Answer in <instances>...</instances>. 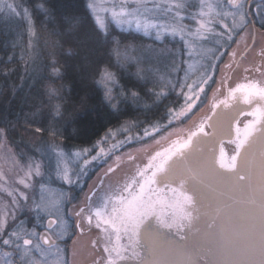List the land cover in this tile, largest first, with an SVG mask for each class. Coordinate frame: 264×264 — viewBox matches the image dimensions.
Masks as SVG:
<instances>
[{"label":"snow or ice","instance_id":"6c2138e0","mask_svg":"<svg viewBox=\"0 0 264 264\" xmlns=\"http://www.w3.org/2000/svg\"><path fill=\"white\" fill-rule=\"evenodd\" d=\"M47 4L35 10L54 17ZM86 8L105 37L115 28L159 43L149 62L164 59L166 70L138 75L153 85L146 95L156 107L173 95L181 102L164 105L163 120L120 122L91 147L42 143L23 162L0 127V264H71L63 244L85 236L86 264H264V0H87ZM6 17L36 35L24 3L0 0ZM111 38L119 57L121 41ZM97 83L117 117L144 99L107 67ZM61 111L52 105L53 116Z\"/></svg>","mask_w":264,"mask_h":264},{"label":"trees","instance_id":"16d2710c","mask_svg":"<svg viewBox=\"0 0 264 264\" xmlns=\"http://www.w3.org/2000/svg\"><path fill=\"white\" fill-rule=\"evenodd\" d=\"M17 2L33 10L36 35H30L22 20H0V127L6 128L8 141L14 146L37 145L45 138L63 146H88L120 122L163 120V106L170 98L178 104L173 95L164 105H153L146 95L148 83L138 75L135 64H121L113 54L111 36L120 39V50L154 44L151 38L115 28L105 37L86 8L87 0H48L47 6L55 16L47 18L35 10L44 0ZM72 17L79 18L75 26L69 24ZM53 66L60 69L58 77L51 72ZM105 67L116 74L126 91L137 90L153 110L129 102L122 105L124 111L118 117L114 115L103 102L97 83ZM49 87L57 88L63 99L50 100ZM57 102L62 105L59 117L52 115V105ZM25 116L30 118L28 124L24 123ZM5 120L11 123L5 124ZM37 127L45 131L37 133ZM49 127L59 129L62 136H51Z\"/></svg>","mask_w":264,"mask_h":264},{"label":"rangeland","instance_id":"374dc122","mask_svg":"<svg viewBox=\"0 0 264 264\" xmlns=\"http://www.w3.org/2000/svg\"><path fill=\"white\" fill-rule=\"evenodd\" d=\"M169 46L171 47V45H169ZM151 47L159 48L161 46L160 45L158 46V44H148V45H145L143 48H138V47H135V46H130L128 48H123V49L120 50L119 57H117L118 58V61L121 64H124V63H134L135 66H136L137 72H138V67H142V68H145V69H147L149 67H154V68H159L160 71H162V72L165 71L166 70V64L168 63L166 60H164V59H158V58H153L155 60V62L154 63H150L149 62V58L151 57V53L149 51V48H151ZM125 56H127V58H125ZM251 59H253V57H249V60H251ZM237 74H240V73L239 72L235 73V75H237ZM142 75L145 76V77L151 78V77L148 76V73L147 72H144ZM148 86H149L148 87V89H149L153 85L148 83ZM131 90H134V89H131ZM134 91H137V90H134ZM180 102L181 101H179L178 104ZM144 103L145 102L142 100L138 104H134V103H132V104L134 106H136V105L142 106ZM170 103H173L174 104V100L171 99V98H170V100L165 105L170 104ZM163 108H164V106H163ZM206 110L207 109H205V111ZM200 114H202V113H200ZM127 121H130V120H127ZM140 121L141 122H144L142 120H140ZM42 143H53V141H49L47 138H45V139H42V141L38 142L37 145L30 144L31 146L22 145V144L21 145L18 144V145H15L14 146L12 143L9 142V144L12 146L14 152L18 155V157H20V159H21L22 162L27 157L36 156L37 155L36 149H38L42 145ZM55 143L61 145L60 143H57V142H55ZM92 144H90L88 146H79V145H68V146L61 145V146L63 147V149L65 151H73V150L78 149V148H81V147H91ZM109 163H111V161H109ZM105 167H107V165H104L103 167H97V168H95V169H93L92 171L89 172V177L90 178H87L84 181V184H85L84 190L86 188V191L85 192L88 191V187L87 186L88 185H91V184H93L95 182V180L102 173L103 168H105ZM116 175L117 174H114V177L113 178H116ZM55 186L58 187V188L61 187V185L59 183H57ZM77 191L74 193V195H78V193H81V194L83 193V192H80L79 189H77ZM25 214H26V216H28L30 213L25 212L22 215H25ZM21 218H23V217H21Z\"/></svg>","mask_w":264,"mask_h":264},{"label":"flooded vegetation","instance_id":"af4514ba","mask_svg":"<svg viewBox=\"0 0 264 264\" xmlns=\"http://www.w3.org/2000/svg\"><path fill=\"white\" fill-rule=\"evenodd\" d=\"M155 120H160V119H155ZM152 121H154V120L152 119L151 121H147V122L150 123ZM85 191H86V188H85L84 192ZM78 196L80 198H82L83 193L82 194L78 193ZM73 203H78V201H74ZM25 215H22V217H24ZM30 215L31 214L28 215L29 219H31ZM93 234H95V233H93ZM72 240H73V237H69L66 240V242L63 244V247L65 249L66 258L71 262V264H86V257H87V251H88L87 244H88L89 237H87V236L80 237L79 239L76 240V244H73ZM73 250H76L78 253V255L75 257L72 255Z\"/></svg>","mask_w":264,"mask_h":264},{"label":"water","instance_id":"95a60500","mask_svg":"<svg viewBox=\"0 0 264 264\" xmlns=\"http://www.w3.org/2000/svg\"><path fill=\"white\" fill-rule=\"evenodd\" d=\"M240 77H241V73L240 74H237V75H235L234 74V76H233V83H235L237 80H239L240 79ZM198 118V117H197ZM226 148H230V146H227L226 145Z\"/></svg>","mask_w":264,"mask_h":264}]
</instances>
